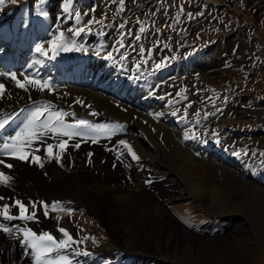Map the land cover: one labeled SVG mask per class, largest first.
I'll return each instance as SVG.
<instances>
[{
    "label": "rangeland",
    "instance_id": "1",
    "mask_svg": "<svg viewBox=\"0 0 264 264\" xmlns=\"http://www.w3.org/2000/svg\"><path fill=\"white\" fill-rule=\"evenodd\" d=\"M65 2L5 0L0 5V22L21 16L35 30L42 27L46 31L38 34L34 44L44 49L48 41L62 32L73 50L59 51L61 55L72 54L77 58L92 55L97 57H89L90 60L104 62L111 53V59L119 64V71L123 66L129 76L136 77L129 78L133 84L128 91H140L148 97L144 103L142 99L125 100L115 95H123V91L112 86L108 89L120 102L134 105L135 111L151 114L154 110L156 113L151 116L159 124L158 132L142 133L127 120L95 114L91 120L94 125H99L97 122L103 127L110 125L113 133H101L96 142L89 137L84 139L89 147L94 144L106 147V141L112 136L129 133L139 137L144 142L142 151L156 154L152 169L155 172L151 178L140 173L145 170V158L131 165L124 162L129 170L126 183L99 186L95 182L89 187L99 192L115 190L116 201L135 208L141 218L160 220L171 215L178 226L176 229L185 237L178 249L166 247L167 239L152 238L157 255L142 246L134 247L132 238L124 243L133 250L122 248L119 238L110 236L114 228H109L86 204L77 203L71 186L67 198L45 202L52 213V224L73 237L69 247L54 249L50 258L66 256L71 264H121L122 261L143 264L149 254V259L155 256L154 264H264V227H261L264 211L257 216L259 219L249 217L244 211L245 204L237 211L233 203L241 197L247 201L248 183L258 188L255 211L259 214L258 204L264 207V194L261 195L264 193V155H261L264 153V0H68L67 11ZM41 12L48 15L42 16ZM111 27L116 29L115 34L109 32ZM86 38H89L87 42ZM158 64L162 67L157 68ZM124 74L122 71L120 76ZM56 111L69 115V110L57 108ZM89 147L84 150L87 152ZM234 151L240 154L233 155ZM187 157H192L189 160L193 164L197 163L191 166V171ZM198 160L202 161L201 166ZM91 164L94 170L101 167V158H95ZM75 165L76 169L83 167L79 162ZM229 175L230 182L220 188L230 193L226 196L227 212L216 211L200 193L193 194L184 184L202 178L210 184L225 185ZM154 181L164 182L172 189V185H177L183 191L168 201L144 204L139 193L145 188L152 189ZM40 208L41 204L36 203L30 209ZM129 212L130 209L124 212L126 219ZM185 220L192 226L184 223ZM118 228L121 232L130 230L129 226L118 225ZM76 244L85 251L79 252ZM117 252L122 254L119 259L114 258ZM28 253L32 261L31 251ZM131 256L135 257L133 261Z\"/></svg>",
    "mask_w": 264,
    "mask_h": 264
},
{
    "label": "bare ground",
    "instance_id": "2",
    "mask_svg": "<svg viewBox=\"0 0 264 264\" xmlns=\"http://www.w3.org/2000/svg\"><path fill=\"white\" fill-rule=\"evenodd\" d=\"M18 27H21L22 30H15ZM115 30L114 27H111L109 32L112 31L114 33ZM45 31L42 27H37L35 30L34 26H31L21 16L17 20L11 19L9 22H5L4 20L0 22V84H4L5 86V93L3 96H0V121L7 120L5 126L0 128V146H3L9 137L14 136L22 128L21 123L27 122L38 109L41 112L39 119V123L41 124L52 113L58 112L56 111L58 108L60 111L65 110L67 112L69 110V115L64 116L66 123H73L74 120L82 117L85 120L90 118V122L94 124L95 122L93 123L91 120L94 116L92 113H95L101 117L103 115H109L120 118V121L127 120L129 125L132 126L133 124L139 127L142 133L152 134V132L154 133L160 128L159 124L154 120L155 117L152 118L151 116L153 113H156L154 110L151 114L143 111H135L134 105L132 106L130 102H120V99L115 98L113 94L109 93L108 95L110 96H106L105 92L99 90V86L102 85H104V88L112 86V88L114 87L121 92L123 91L122 97L125 100L134 99L135 101H139L142 99L141 102L144 103L148 97L141 95L142 93L140 91L130 89L129 93L128 88L132 87L133 83L131 82L132 80L129 82L128 73L123 69V66L121 71H116L117 65L119 64L114 61H112V65L106 60L103 62L87 58L88 61H85V59L81 61L80 58L79 60L72 54L61 55L59 52L53 57L49 46L47 49L45 48L47 55L37 52V45L34 44V41L39 37V33H44ZM2 37L6 38L3 40ZM88 65L95 67H88ZM122 71H125L124 77L120 76ZM9 73H16L17 78L21 80L24 75L39 80L47 79L52 90L45 89L44 91H40L31 85H27V90L18 88L15 82L11 80L8 75ZM73 74H76V76L73 77ZM73 113L76 114V117L72 115ZM106 119L108 118L106 117ZM109 121L115 120L110 119ZM97 123L99 124L98 126H101V122ZM104 128L111 131L110 125H106ZM84 138L75 137L68 140L65 150L60 155V163H57L55 160V153L59 151L56 147L58 138L51 133L33 142L31 148L28 149L29 158L27 160L22 161L11 156L0 155V160H4L5 164H12L11 168H6L4 164H0V172H4L11 178L7 184L0 183V197H3V200H0V208L4 204H8L10 206V213L16 217L12 220H4L0 216V223L7 225L10 229L8 233L0 231V264H32V261L29 260L28 253L31 250L19 243L23 235L19 231L20 228L18 229V225L21 228H30L37 235L49 233L57 240H61L59 228L52 224V213L43 207H45L46 203L67 198L69 196L67 190L71 186L72 194L77 203L86 204L91 212L97 213L99 217L103 218L109 228H114L112 232L109 229L110 236H117L120 240L119 246L122 248L125 247L126 249L128 246H125L124 242L128 238H132L134 239V247L142 246L141 248H144L145 251L154 252L157 255L156 251L158 250L153 249L155 245L151 242L152 238L158 237L160 241L167 239L165 240L167 242L166 247L171 246L170 248L173 247L176 249L183 242L185 236L180 230L176 229L178 226L175 225V220L172 219L171 215H165L160 220H150L151 218L149 219L148 216L141 218L135 208L116 201L115 190H108L105 187L107 189H105L106 191L99 192L93 191L89 187L91 183L95 182L99 186H108L111 182H124L129 177V170L125 167L124 162L131 165L138 160L132 159L131 155L127 153V150L118 144L119 140L127 141L139 157V160L146 159V161H143L144 167L142 166L145 170L140 171V173H143L147 178H151V175L155 172L152 169L154 167L153 159H156V154L142 151L144 149V142H141L139 137L136 138L129 133L125 136L122 134V137L112 136L108 138L106 147L95 144L89 147L90 145ZM63 139L67 138L63 137ZM49 143L54 145L51 150L53 152L52 158H48L45 152L46 146ZM75 143H79L80 147H73L72 145ZM86 147H89L87 152L84 150ZM106 148L108 150H105ZM117 150L120 153L119 158H117ZM89 153H92V155L89 156ZM32 154L40 157L43 166L32 161ZM95 158H101V167H97L94 170L91 168V163ZM191 158L187 160L190 166L189 171L193 169L191 167L192 165L197 164H193L189 160ZM78 162L83 165L80 169H76L75 163ZM198 164L201 166L202 161L198 160ZM227 177L230 179L226 181L225 185L217 183L210 184L206 179L202 178H197V180L184 184L186 187L188 186V190L193 194L200 193L209 206H215L216 211L227 212L229 203L226 196L230 195V193L227 191L225 193L220 189L230 182L231 176L229 175ZM152 184L154 185L152 189L145 188L139 193L142 198L141 201L144 204L149 203L151 205L157 200L168 201L171 199V196L179 195L183 191L177 185H172L173 189L170 187V190L168 185L167 187L164 182L160 183V181H154ZM247 188L249 189L247 201H242L244 197L234 199V209L241 211L245 204L246 210L244 211L249 217L261 216L264 211L263 205L258 204L256 207L259 214L254 208L257 203V198L255 197L257 196L258 188L251 187L248 183ZM175 189H177V192L174 193L173 191H176ZM17 200L25 204L28 209L27 215L34 214L33 219L21 220L18 218L19 208L15 203ZM36 203L41 204V208L38 211L31 210V206ZM260 206H262V209ZM128 209H130V212L126 219L124 212ZM45 211H47V216L44 215ZM118 225L124 227L129 226L130 230L121 232ZM261 227L263 229L264 225H261ZM77 248L80 250L79 252L85 251L84 248L78 245ZM129 249L133 250V248ZM23 251L26 252L23 254ZM94 255L96 254H91V256ZM147 255L144 258L149 259V254ZM121 256L122 254L117 252L114 258L119 259ZM134 258L131 256L132 261ZM147 259L142 261L143 264H154L156 260L154 255L151 256V259ZM98 262L100 263V261ZM121 264L127 263L122 261Z\"/></svg>",
    "mask_w": 264,
    "mask_h": 264
},
{
    "label": "snow or ice",
    "instance_id": "3",
    "mask_svg": "<svg viewBox=\"0 0 264 264\" xmlns=\"http://www.w3.org/2000/svg\"><path fill=\"white\" fill-rule=\"evenodd\" d=\"M11 3H15L16 0H10ZM5 0H0V5H3ZM64 10H68V0H66L64 5ZM42 16H47L46 12H41ZM77 18H79V13H77ZM93 21H89L88 23H92ZM79 29H77L78 34ZM49 50H51L53 57L59 51H71L73 48H70L67 42L64 39V34L62 32L58 33L56 36L53 37L52 40L48 41ZM75 50L79 51V48ZM36 51L41 52L44 55H47V51L41 45L36 46ZM144 49H141V53L143 54ZM111 53L107 54V58L111 59ZM157 68L162 67V64L156 65ZM12 81L15 82L18 88H23L27 90V85H31L34 88H37L40 91H44L48 89L51 91V85L47 79L39 80L27 75H24L23 79H18L16 73H9L8 74ZM5 93V86L4 84H0V96H3ZM180 95V93H177ZM95 115V113H92ZM41 112L38 109L37 112L33 113L32 117L23 125V127L16 132L14 136L8 138L5 141L3 146H0V155L4 156H11L19 160H27L29 158L28 149L31 148L33 142L38 141L41 139L42 136H46L51 133L53 136L58 138V144L56 147L59 149L55 153V160L57 163H60V155L65 150V147L68 143V140H71L75 137H89L91 138L92 142L97 141V137L103 133L107 132L108 135H111V131L104 128L103 126H98L92 124L89 120L85 119H76L73 123H66L64 120L65 113L63 112H55L52 113L47 120H45L42 124L39 123ZM72 115H75L74 113ZM207 116V113H205ZM7 120L0 121V128H3ZM212 136L216 137V133L212 132ZM66 137L67 139H63ZM10 141V143H9ZM219 143V140L216 141ZM119 145H122L129 155H131L133 160H139V157L133 151L132 147L127 143L125 140H119ZM75 148H79L80 144L75 143L72 145ZM54 145L49 143L46 146L45 152L48 158L53 157V149ZM105 150H108L107 148ZM233 155H239L238 151H234ZM92 153H89L91 156ZM119 151L117 150V158H119ZM264 155V153H261ZM32 161L37 164H41L40 157L36 156L35 154L31 155ZM0 164H4L6 168H11L12 164L7 163L5 164L4 160H0ZM11 178L7 176L4 172H0V183L7 184ZM146 183H150V181H146ZM0 200H3V197H0ZM16 205L19 208V219L21 220H29L34 218L33 215H27L28 209L26 208L25 204L21 201L17 200ZM58 204L59 202H55ZM10 206L8 204H4L2 208H0V216L4 218V220H12L14 217L10 211ZM33 208H35V204H33ZM47 208V205H45ZM68 212H71L72 209H67ZM47 216V211L44 213ZM184 223L188 224L189 227L192 225L189 223L188 220H185ZM0 231L5 233L10 232V229L7 225L0 223ZM19 231L22 233L23 238L20 239L19 243L24 245L27 249L31 250L32 255V264H71V261L66 256L57 255L56 258L53 260L50 258V254L53 253L54 249H63L69 247L70 244L73 242V237L67 232V230L61 228L59 231L63 233L65 239L57 240L49 233H41L37 235L33 232L30 228H20Z\"/></svg>",
    "mask_w": 264,
    "mask_h": 264
},
{
    "label": "crops",
    "instance_id": "4",
    "mask_svg": "<svg viewBox=\"0 0 264 264\" xmlns=\"http://www.w3.org/2000/svg\"><path fill=\"white\" fill-rule=\"evenodd\" d=\"M214 1V0H213ZM215 1H217V0H215Z\"/></svg>",
    "mask_w": 264,
    "mask_h": 264
}]
</instances>
